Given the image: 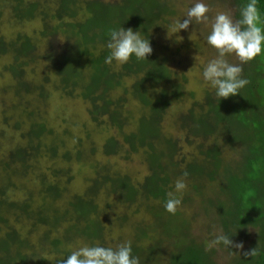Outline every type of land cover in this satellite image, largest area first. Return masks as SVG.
Wrapping results in <instances>:
<instances>
[{
    "label": "trees",
    "instance_id": "obj_1",
    "mask_svg": "<svg viewBox=\"0 0 264 264\" xmlns=\"http://www.w3.org/2000/svg\"><path fill=\"white\" fill-rule=\"evenodd\" d=\"M3 1H7L6 6L10 9L8 19L14 21L10 23L19 26L34 18L41 22L36 41L32 34L20 31L9 39L0 35V55L7 53L11 56L5 70L13 76L15 94H25L35 89L36 86L25 77V68L36 65L38 59H45L48 73L43 76V81H48L50 75L52 84L62 93L78 96L89 102L88 114L91 118H107L120 134L121 142L126 145L124 158L130 153L137 154L141 151L140 155L148 170L141 182L133 183L126 175L108 172L106 166H90L93 190L98 187L97 182L110 184L108 190L117 195L118 202L125 208L136 201L140 204L148 203V212L157 222L152 231L154 234L150 235V241L154 242L143 249L138 243L147 232L141 225L130 230L133 235L132 255L139 257L140 264H158V256L170 241L172 250L167 256L166 264H213L214 248L209 246L208 238H197L190 234L192 223L200 217L202 213L199 211L202 208H209L211 217L206 220L209 223L205 221L199 225L200 228L197 227L198 232L210 226L220 229L214 242L221 250L231 254L226 264H264V52L242 65V76L249 83L240 89V93L219 100L214 90H206L200 100L193 102V107H188L182 115L181 125L188 129L187 140L201 139L195 144L196 157L188 163L184 156H178L181 162L185 161V167L177 169L176 140L161 135L160 121L169 100H177L184 95L182 84L170 82L171 74L165 60L153 51L143 60H137L133 55L127 63L119 66H114V62L105 63L110 51L106 44L112 30L132 28L133 31H139L142 38L150 41L149 29L165 16L175 13L173 1L0 0V3ZM230 2L234 9V19H239V10L248 0ZM257 8L261 21L259 26L264 28V0H257ZM2 11L0 9V17ZM59 34L65 40L71 38V43H60L57 40ZM39 38L46 39L49 47L42 54L36 52L40 48ZM231 57L235 60V57ZM125 78H131L127 87L123 83ZM148 86L158 88L156 93L148 92ZM115 90H121L116 98L112 95ZM42 91H39L41 96ZM125 94H129L141 106L133 130L129 128L130 120H127L121 108ZM6 119L3 114L2 120ZM18 126L17 121L14 128ZM45 130L43 121L31 120L28 129L20 133L22 144H12L10 154L4 155V159L0 158V175L10 178L11 175L19 177L29 173L32 169L28 171L31 165H27V157L41 153V135L51 134L50 130ZM212 132L225 133V137L222 136L224 142H239V159L233 161L221 158L219 142L206 139ZM1 133L5 134L0 132V135ZM7 138L10 137L7 135ZM55 138L49 137V156H54L53 159L58 163L65 162L61 175H68L70 152L63 151L58 156L56 148L63 144L55 142ZM119 148L120 144L112 138H107L101 145L104 154L116 155ZM74 157L78 164L85 161L81 158V152ZM175 170L181 171L179 176H183L186 171L187 177H191V185L182 194L177 193V196H181L186 205L195 206L192 213L179 212L177 209L173 215L165 210L167 193L174 192L172 178L178 176ZM54 175L55 172L52 176ZM41 180L45 185L44 193L52 198L49 207L33 211L28 204H23L20 206L21 211L27 212V217H32L35 224L46 223L53 227L66 221V228L63 230L65 235L62 236L65 241H71L75 234L88 240L95 238L102 225L93 197L86 194V191L82 195H74L64 210L59 213L55 210L51 217L49 212L55 209L52 205L63 197L65 189L59 188L56 179ZM8 183L7 179L6 184ZM7 185L0 186V221L4 207H10L5 191ZM214 194L222 199L214 198ZM250 226L256 227L258 231L254 239L249 240L244 252H235L232 246L216 242L220 235L229 237L234 244L245 241L248 239L247 229ZM15 237L13 232L0 239V264H55L56 259L63 258L57 257L48 263L45 257L34 254V250L27 255L21 249L24 245L22 242L16 245L17 238L12 243L15 247L9 244ZM43 241H48L55 250L60 242L56 238L49 239L47 234L43 235ZM162 242H166L163 247ZM253 248L257 255H244ZM40 254L42 255V251ZM67 256L65 254L64 258Z\"/></svg>",
    "mask_w": 264,
    "mask_h": 264
},
{
    "label": "rangeland",
    "instance_id": "obj_2",
    "mask_svg": "<svg viewBox=\"0 0 264 264\" xmlns=\"http://www.w3.org/2000/svg\"><path fill=\"white\" fill-rule=\"evenodd\" d=\"M170 1H173L172 8L175 13L165 16L158 24L151 27L148 31V36L153 53L165 60V65L169 70V74H171L170 82L182 84L184 87V90H182L183 96L177 100H169L160 121L161 135L172 137L176 140L178 150L175 163L177 164V169H182L185 167V161L188 163L194 156L196 157L197 154L195 152L197 150L195 144L201 139L199 137L187 140L188 129L185 125H181L182 115L188 107H193L191 106L193 102L200 100L204 91L213 90L203 80L202 71L204 65L214 58L217 53L206 41V36L210 32V22L197 23L193 21L187 30L181 29L177 33L173 32L175 22L177 20L183 22L186 19L184 17L186 11L195 0ZM203 2L208 4L211 9L208 14L210 20L219 11H229L233 15L234 9L230 0H203ZM0 4V9L3 10L0 17V35L5 39H9L17 31H20L32 34L36 41V34L41 27L39 19L34 18L16 26L10 23L12 20L8 19L10 9L6 6L8 4L7 1H3ZM57 40H60V43L63 44H69L72 41L71 38L65 40L62 34H59ZM39 42L40 48L36 50L37 54L45 53L47 48H49L46 39ZM228 59L230 62L236 63V59L233 60L231 56ZM10 61V54L0 55V132L5 133L4 135L2 133L0 135V158L4 159V155L10 154L12 144H22L20 133L28 129V124L31 120L43 121L46 126L45 131L48 129L51 131V134L43 133L41 135L42 142L39 144L41 153L34 154L30 158L27 157V165H31L28 171L32 169L28 174L25 173V176L20 175L19 177L11 175L10 178L0 175V186L2 184L3 186L7 185V179L9 180L5 191L8 194L10 204L8 208L4 207L2 213L0 239L7 233L14 232L16 237L13 241L9 242L12 247H15L12 243L17 238L16 245L22 242L24 245L21 249L24 253L29 255V252L34 250V254L37 253L39 257H45L48 263L54 261L57 257H64L65 254L69 255L70 251L85 245L93 246L99 244L104 247L115 248L120 243L126 241L132 242L133 235L131 231L133 227L136 228L139 225L147 232V235L143 236L138 244L143 249L150 246L154 242L150 241V235L154 234L152 231L155 229L157 222L150 212H148L149 209L146 207L148 203L140 204V202L136 201L131 205L128 204L129 206L127 205L125 208L118 202L117 195L112 194L108 190L110 184L103 182L98 184L97 182L98 187H95L94 190L91 187V177L93 175L90 166L92 164L106 166L108 172L126 175L133 183L141 182L148 172L140 155L141 151L137 154L130 153L127 155V158H124L126 145L121 142L120 134L115 127L111 126L107 118L101 119V117H98L96 120L91 118L88 114V109L90 108L89 102L78 96H67L65 93H62L52 84L50 75L48 81H43V76L48 73L45 69V59L41 61L38 59L39 62L36 65H30L28 68H25V77L27 81L36 86L35 89L25 94L21 92L20 95H16L13 76L5 70V66ZM113 62L114 66H119V63ZM130 82L131 78H125L123 81L126 87L129 86ZM39 86H41L40 89L38 88ZM156 89L158 88L148 86V92L156 93ZM39 91H42V96L39 95ZM120 94L121 90H115L112 95L116 98ZM123 98L121 108L126 118H128L127 120H130V124H128L129 128L133 130L137 122L136 119L140 115L141 106L129 94L123 95ZM3 114L7 117L6 121L2 120ZM17 121L19 126L14 128V123ZM7 135L10 137L9 139ZM223 135L225 137L226 134L212 132L206 139H208L207 141L216 140L219 142L221 158L233 161L234 159H239V142H224ZM50 136L51 138L56 137L55 142H62L63 144L62 146L59 145V148H56L58 156L63 151L70 152L68 154L70 159L67 162L69 167L68 175H61V170L66 165L65 162L58 163L53 159L54 156H49L48 142ZM107 138L115 139L120 144V150L116 152V155L112 153L104 154L102 152L101 145ZM78 152H81V158L85 160L79 164L74 157ZM178 156H184L185 161L181 162ZM202 163L206 166L203 161ZM54 172L57 175L55 178V175L52 176ZM180 172H177V177L172 178L174 184L178 178H183L187 187H189L191 185V177L179 176ZM66 176L68 177L66 178ZM43 178L49 180L56 179L59 188L65 189L63 197H60L52 205L54 206L52 208L55 209H51L52 211H50L49 208L51 217L55 210H57V213L64 210L68 205V201H71L74 195H82L86 191V194L93 197L99 221L102 225L100 232L95 238L88 240L79 234H75V236L72 235L71 241H65L62 236L65 235L63 230L66 228V221H62L58 226L53 225V227L46 223L35 224L32 217H27V212L21 211L20 206L23 204H28L33 211H36L35 209L37 208H44L46 210L49 207L52 198L44 193L45 185L41 180ZM173 189L175 191L174 185ZM223 196L226 197L227 195L223 194ZM213 197L222 199L216 194ZM148 202L150 203V201ZM186 204L182 202L178 211L187 214L192 213L195 206ZM195 204H197L196 201ZM199 213L202 214L192 223L191 236L208 238L209 246L214 248L213 264H226V260L231 254L225 252L223 249L221 250L214 242V238L220 234V229L210 226V228L198 232L199 225L211 217L210 209L202 208ZM206 222L209 223V221ZM194 228L197 229L195 230ZM156 231L158 232V229ZM247 231L249 235L248 239L239 242L242 243L243 247L236 248L232 246L233 251H246L247 243L250 239H254L258 229L250 226ZM44 234H47L49 239L56 238L60 240L56 246V250L53 249L54 247H51L48 241H43ZM165 243L162 242V247L165 246ZM170 244L171 241L168 242L165 250L158 256V264H166L167 256L172 250ZM235 244L233 243V245ZM41 251L42 255L40 254Z\"/></svg>",
    "mask_w": 264,
    "mask_h": 264
},
{
    "label": "clouds",
    "instance_id": "obj_3",
    "mask_svg": "<svg viewBox=\"0 0 264 264\" xmlns=\"http://www.w3.org/2000/svg\"><path fill=\"white\" fill-rule=\"evenodd\" d=\"M211 11L203 0H195L188 7L181 22L177 20L173 32L181 29L187 30L193 21L197 23H209L210 32L206 36L209 46L216 50V56L210 59L203 67L202 77L215 92V96L227 99L240 93L249 81L242 76V65L254 60L264 52V28L260 27V14L257 8V0H248L239 10V19H234L229 11H219L213 18L209 17ZM110 38L106 47L110 50L105 58L106 64L116 61L124 64L134 55L137 60L146 59L153 51L148 39L141 37L139 31L132 28H119L110 32ZM235 57L238 63L230 62L228 57ZM185 171L183 177H187ZM175 191L168 192L164 207L170 214H175L182 203L181 196L187 189L183 178H178L174 184ZM217 243L222 242L227 246L242 248V243L233 245L229 237L220 235ZM245 256H255V248L244 253ZM55 264H140L139 257L132 255L131 242L126 241L116 245L115 248L104 247L99 244L82 246L70 251L65 259L58 258Z\"/></svg>",
    "mask_w": 264,
    "mask_h": 264
}]
</instances>
